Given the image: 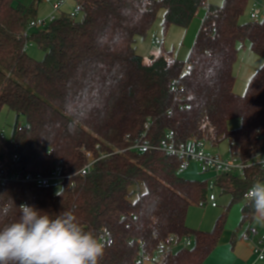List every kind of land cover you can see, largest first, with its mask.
Listing matches in <instances>:
<instances>
[{
    "label": "trees",
    "instance_id": "16d2710c",
    "mask_svg": "<svg viewBox=\"0 0 264 264\" xmlns=\"http://www.w3.org/2000/svg\"><path fill=\"white\" fill-rule=\"evenodd\" d=\"M42 2L0 0V113L6 107L16 120L11 139L0 141V160L20 176L0 181V227L18 219L22 204L52 216L72 211L98 241L111 236L98 264H137L157 253L156 264H204L231 206L255 180L264 182V170L252 164L264 153V63L243 95L234 93L233 73L238 43L264 58V18L241 23L251 0H77L80 19L67 13L29 29ZM203 8L187 60L165 49L147 62L137 54V39L161 11L167 33L188 30ZM30 42L43 52L39 61L27 53ZM192 138L212 147L228 141L245 165L243 176L216 178L230 203L207 231L190 228L187 215L207 203L208 179L183 178L175 154L131 150L137 142L178 146ZM88 155L95 161L82 175ZM55 171L63 177L57 184L34 179ZM242 213L241 225L255 218L249 203Z\"/></svg>",
    "mask_w": 264,
    "mask_h": 264
},
{
    "label": "rangeland",
    "instance_id": "374dc122",
    "mask_svg": "<svg viewBox=\"0 0 264 264\" xmlns=\"http://www.w3.org/2000/svg\"><path fill=\"white\" fill-rule=\"evenodd\" d=\"M34 1L35 0H16V4L29 6L34 3ZM221 1L222 0H208V3L217 6L221 4ZM248 6L249 8L247 9L246 14L240 19L241 23H245L248 20L250 21L251 14L253 12H262L264 10V0H251ZM76 8V0H67V3L58 11L54 10L53 5L43 1L37 8V19H44L52 14H55L56 17H60L64 13H75ZM205 12L206 8H203L199 12L198 16L194 19L192 22L193 24L188 28V30H184L178 26H173L167 33H164L161 24L164 11H161L154 27L148 33L147 37L143 39H137V54L141 55L147 62L149 59H151V57L157 56L160 50L165 49L173 51L179 59L187 60L189 56V50L196 40L195 37L197 35V22L198 20L202 21V17L204 16ZM81 17L82 15L77 13V18L80 19ZM160 39L163 40V44L157 45V42ZM26 45L27 53L32 59L39 61L43 57V52L38 49L36 44L30 42ZM237 48L239 54L236 62L234 63L233 71L234 77L236 78L234 93L243 95L248 85L250 76L262 66L264 63V58L254 54L250 50L248 43H245L244 45L238 43ZM15 121V113L13 111L10 112L6 107L3 108L0 113V130L5 141H9L11 139V132ZM20 122L23 124L24 120L21 119ZM239 124L240 120L236 119L230 121L228 126L233 130L237 129ZM211 151L220 154L225 158L231 157L228 141L223 142L219 147L211 148ZM181 176L189 180H207L208 178V175L201 171L200 163L197 161L191 162L188 169L181 173ZM215 194L217 195L216 202L219 205L218 207H213L211 202H207L202 205L192 206L189 209L187 215V225L190 228H201V230L206 231L210 230L218 218L217 216L224 212L225 207L230 203V196H220V193L217 190L215 191ZM245 203H248V201L243 200V202H240V204H234L231 206L230 210L228 211V219L220 244L218 245V249L205 261L206 264H230L231 262L228 260L227 255L231 249L229 241H231L233 236L240 238L241 234L248 226L255 229L257 228L260 235L264 233V221L259 220L256 216L254 220L244 221L241 225L243 217L242 207ZM257 241L258 238L254 240L255 243H257ZM150 264L156 263L152 262ZM238 264H245V262H240ZM257 264H264V261L257 262Z\"/></svg>",
    "mask_w": 264,
    "mask_h": 264
},
{
    "label": "clouds",
    "instance_id": "9594fccd",
    "mask_svg": "<svg viewBox=\"0 0 264 264\" xmlns=\"http://www.w3.org/2000/svg\"><path fill=\"white\" fill-rule=\"evenodd\" d=\"M244 199L264 221V182L256 180ZM15 221L0 227V264H98L104 245L85 231L72 211L52 216L25 204Z\"/></svg>",
    "mask_w": 264,
    "mask_h": 264
},
{
    "label": "built area",
    "instance_id": "2783aa9c",
    "mask_svg": "<svg viewBox=\"0 0 264 264\" xmlns=\"http://www.w3.org/2000/svg\"><path fill=\"white\" fill-rule=\"evenodd\" d=\"M46 3H49L54 6V10L58 11L60 10L66 3L67 0H43ZM77 3V0H76ZM77 13H80L79 7L77 6L75 13H69L72 17L77 18ZM81 14V13H80ZM58 17L55 16V14H52L44 19L38 18L37 20H33L29 23L28 27L29 29H42L49 24L53 23L54 20H56ZM262 18H264V10L262 12L255 11L251 14L250 21H261ZM163 44V40H158L157 45ZM4 138L2 136V132L0 130V141ZM160 149L162 151H165L167 153L175 154L177 157L180 156L183 158V162L181 164V167L179 169V173L181 174L185 170L188 169L189 165L193 161H197L200 163V169L203 173L208 175V187H209V194L207 197V202H211V205L213 207H218L217 195L215 194V191H219L218 187L215 185V180L218 176H224V175H244V168L245 165L236 157L231 156L230 158H225L224 156H221L220 154H217L213 151H211V148H213L208 142H205L203 140L192 138V140H189L185 144H181L176 146L173 144L170 140H163L158 147L153 146L150 143L147 142H137L133 144L131 147V150H138L140 152H148L152 149ZM1 155V152H0ZM17 159V155L13 156V160ZM93 158L88 155V163L85 165V167L80 171L82 175H87L89 171L91 170L93 164H94ZM256 167H258L261 170H264V153H257L253 158V163ZM20 179V176L17 172L14 173H8L7 168H5V165H3V162L0 160V181L1 182H14L18 181ZM32 179V178H29ZM36 182L44 185L49 184H57L63 180V177L59 174V171L53 172L51 175L46 177H36L34 178ZM256 181V180H255ZM254 181V182H255ZM258 238V241L256 243L255 247V263L260 261H264V233L260 235L259 230L257 228H252L248 226L246 230L242 233L241 239L244 242H253ZM111 236L106 232L105 234L100 235L99 241L103 244H107L111 242ZM162 247H160L161 249ZM161 254L157 253L152 256L142 254L140 258L137 260V264H150V263H157L161 259Z\"/></svg>",
    "mask_w": 264,
    "mask_h": 264
},
{
    "label": "crops",
    "instance_id": "0c3cea01",
    "mask_svg": "<svg viewBox=\"0 0 264 264\" xmlns=\"http://www.w3.org/2000/svg\"><path fill=\"white\" fill-rule=\"evenodd\" d=\"M197 23H198V25H197V33H198V31L200 29V26L202 24L201 20H198ZM199 229H201V228H199ZM229 245L231 246V249L227 253V255H228V260L231 262L230 264H238L240 262L241 263L245 262V264H253V263H255L256 260H255V252L254 251H255L256 243L254 241L253 242H244L241 239V237L238 238V237L234 236L231 239V241H229ZM217 249L215 251H217ZM204 264H206V262Z\"/></svg>",
    "mask_w": 264,
    "mask_h": 264
}]
</instances>
